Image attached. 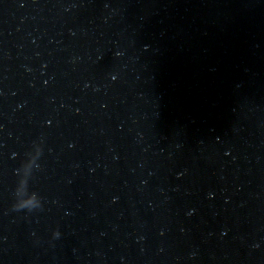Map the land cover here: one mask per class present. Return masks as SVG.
<instances>
[{
	"label": "water",
	"instance_id": "obj_1",
	"mask_svg": "<svg viewBox=\"0 0 264 264\" xmlns=\"http://www.w3.org/2000/svg\"><path fill=\"white\" fill-rule=\"evenodd\" d=\"M0 264H264V0H0Z\"/></svg>",
	"mask_w": 264,
	"mask_h": 264
},
{
	"label": "clouds",
	"instance_id": "obj_2",
	"mask_svg": "<svg viewBox=\"0 0 264 264\" xmlns=\"http://www.w3.org/2000/svg\"><path fill=\"white\" fill-rule=\"evenodd\" d=\"M56 235L59 236V232H57Z\"/></svg>",
	"mask_w": 264,
	"mask_h": 264
}]
</instances>
